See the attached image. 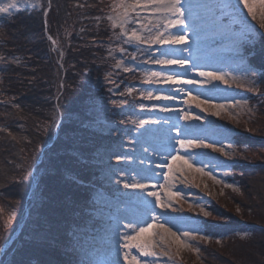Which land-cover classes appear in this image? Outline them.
<instances>
[{
    "label": "trees",
    "instance_id": "1",
    "mask_svg": "<svg viewBox=\"0 0 264 264\" xmlns=\"http://www.w3.org/2000/svg\"><path fill=\"white\" fill-rule=\"evenodd\" d=\"M42 1L47 7L49 0ZM110 12L111 0H51L47 18L41 8L20 11L4 19L0 27V57H4L0 60V248L9 232L12 235L24 220L7 250L9 255L3 256L11 264L29 259L33 264L37 259L67 260L61 246L68 243V231L73 227L78 230L84 248L89 231L102 224L103 217L98 219L88 209L104 208L105 204L96 205L101 196L88 184L108 182L97 167L74 158L69 150L90 160L96 149L120 142L98 129L83 127L105 120L104 105L93 102L110 98L111 84L105 79L109 73L121 86L131 83L113 69V57L119 58L113 50L120 45L115 39L117 29L106 20ZM256 52L248 67L264 76V51L257 46ZM61 83L65 85L63 123L46 132ZM258 87L256 94L243 90L252 108L247 116L250 122L235 123L237 134L230 137L238 154L229 172L239 190L227 192L223 204L212 200L206 206L211 215L200 221L201 230L212 237L200 242L201 264H264V78L259 79ZM130 106L134 112L135 106ZM130 125L126 127L131 129ZM30 171L34 187L23 180ZM72 176H78L83 185L74 184ZM11 213L15 216L9 230L4 220ZM41 229L48 232L55 246L36 242V232ZM239 232L248 235L240 237ZM93 242L99 244L100 240ZM189 262L184 264H194Z\"/></svg>",
    "mask_w": 264,
    "mask_h": 264
},
{
    "label": "snow or ice",
    "instance_id": "2",
    "mask_svg": "<svg viewBox=\"0 0 264 264\" xmlns=\"http://www.w3.org/2000/svg\"><path fill=\"white\" fill-rule=\"evenodd\" d=\"M25 2L26 0H8L0 6V14L12 16L13 13L9 10L19 9ZM236 2L247 9V15L252 21L257 20L252 5L258 3L264 7V0ZM36 6L42 9L44 17L47 18L51 0L47 7L36 0L33 7ZM112 11L115 15L109 16L111 27L120 30L115 36L120 46L113 50L120 54L119 58L113 57L115 68L124 73L142 72L141 83L153 87L139 89L138 98L165 103H141L138 106L140 113L164 115L129 112L124 107L128 104L127 100L108 98L94 101L93 104L104 105L105 120L100 123L93 122L92 125L85 124L83 127L98 129L101 134L117 137L120 142L96 149L90 160H83L77 150L70 149L69 154L97 167L101 178L106 182H115L103 212L95 207L88 209L98 219L103 216L100 242L108 255L104 264H170L173 247L179 254L180 249L190 247L189 240H196L198 237L207 241L212 238L200 229L175 227L183 222V218L167 216L168 209L175 211L172 201L191 195L182 193L176 187V182L187 186V173L194 172L207 176L215 184L224 183L226 188L239 190L238 185L218 179L214 171L215 168H220L224 175H227L234 166L232 153L227 151L233 146L232 140L229 139L232 133L227 129L221 130L227 143L209 139V129L205 127L208 121L199 113L191 111L195 106L200 112L208 113L209 107L221 109L225 105L209 103L200 91L194 89H206L211 86L219 91L216 82L231 88L230 79H243L248 81L247 91L253 94L259 92V79L264 76L248 65L257 54V46L264 51V32L246 22L233 0H198L196 4L189 0H116ZM133 24L138 27H126ZM47 27L46 19V32ZM259 29L264 30V22L259 24ZM246 49L249 51L246 52ZM223 52H228L235 66L243 67V72L229 73L214 67L221 62L220 54ZM126 56L131 57V63L126 62ZM3 59L4 57H0V60ZM141 65L147 67L141 68ZM110 76L111 73L105 77L106 81L115 84ZM108 91L116 95L114 88H109ZM133 91V86L126 89L129 95ZM57 92L53 117L44 129L46 132L58 129L63 123V83L59 85ZM119 95L124 96L125 93L121 92ZM247 102V99L234 101L235 104ZM108 105H111L112 109H120V112H111ZM208 114L218 116L219 112ZM115 115L122 118L114 120ZM193 121L199 124H193ZM128 124L133 125L134 130L126 127ZM207 149L219 153L230 163L216 160L210 169L205 163L208 159L207 153L203 151ZM23 180L34 183L35 177L28 172ZM71 180L74 184L83 185L78 176H72ZM196 206L205 217L211 215L203 205ZM189 207L191 209L193 205L190 204ZM14 216L15 213H11L4 220L5 229H11ZM66 235L68 243L61 247L68 256L67 260L37 259L35 264H97L92 259L91 250H84L75 227ZM9 236L5 237V243H8ZM35 239L38 244L47 242L50 247L55 246V241L49 240L45 230H38ZM155 249H159V254ZM193 250L199 252L198 248ZM0 252L9 255L5 248H0ZM44 254L48 255L47 251ZM0 264L11 262L0 260ZM21 264H33V261L29 259L21 261Z\"/></svg>",
    "mask_w": 264,
    "mask_h": 264
},
{
    "label": "rangeland",
    "instance_id": "3",
    "mask_svg": "<svg viewBox=\"0 0 264 264\" xmlns=\"http://www.w3.org/2000/svg\"><path fill=\"white\" fill-rule=\"evenodd\" d=\"M8 2V0H0V6H3L4 4H6ZM40 4L43 3L42 0H39ZM116 2V0H111V12L109 15H107L106 20L109 22L110 26H111V20L109 19V16L115 15V13L112 11V6L113 4ZM189 2H191L192 4H196L198 2V0H189ZM234 3H236V6L239 7V10L241 12V15L244 17V19L248 20V24L251 25L253 23L254 26L259 27V24L261 22H264V7H262L260 4L256 3L253 4V11L257 16V20L256 21H252L251 17H249L247 15V9L243 8V5H240L236 2V0H233ZM36 3V0H31V2H26L20 5L19 9H10L9 11L14 14H16L17 12L20 11H29L32 9H40L39 6L33 7V5ZM11 16L7 15V14H0V27L1 25H3L4 23V19L9 18ZM126 27L128 28H132V27H138V25H127ZM0 30H3V28H1ZM119 28H117V34L119 33ZM264 31V30H263ZM56 48V45H55ZM119 54V52H117ZM120 55V54H119ZM230 54L228 52H223L220 54V58H221V62L214 65V67L220 68L223 71L229 72V73H241L243 72V67L241 68H237L235 66V62L231 63V58H230ZM126 62L131 63V57L130 56H126ZM234 65V66H233ZM141 68L147 67L144 65L140 66ZM152 67H158V66H152ZM114 71L118 72V74H124L125 79L128 78L131 83H124L123 86H121V81H116L115 84H111L109 88H114L116 95H112L110 98L114 99V100H123L124 98H122V96L119 95V93L124 92L125 93V99H130L134 102H128V104H126L125 106H130L134 105L135 109L134 112L138 113V114H143V115H158V116H162L164 114L161 113H140V109H139V104L144 103L143 100L142 102L139 101V89H144L145 86L143 83H141L142 80V76L143 73L142 72H136V73H124L121 70H118L115 68L114 65ZM241 71V72H240ZM137 79V81H135L136 83H132L134 82V80ZM250 79H255L250 77ZM140 83V85L138 84ZM229 83H231V88H228L225 85H220L218 82H216L219 91H216V89L212 88L211 86H209L206 89H194V91H200L202 97L207 98L209 103H223L225 105L224 108L221 109H217V108H212L209 107L208 108V113H211L213 111H218L219 115L218 116H212L209 115L208 113L205 112H200L198 108H196L195 106H193L191 108V111L193 113H199V115L201 117H203L206 121H208V124L205 125V127H207L209 129L207 136L209 139H215V140H223L225 143H227V140L224 139V136L222 134V129H225L226 127H230L232 129H235V123L239 122L241 125L247 124V122L249 121V118H247V116L251 113L252 108L247 104H235L234 101L237 99L243 100V99H247L245 97V92L246 90V86L248 84L247 80H243V79H230ZM244 85V86H241ZM129 86H133L134 87V91L132 92L131 95H129L126 92L127 87ZM109 94V91H108ZM139 101V102H136ZM146 101V100H145ZM165 103L164 101H153L152 104H162ZM144 104H148V103H144ZM181 123H183L181 121ZM193 124H199V122L197 121H193ZM214 126H219V127H214ZM130 127L134 130L133 125H130ZM229 139L232 140V144L233 146H230L227 151H229L230 153H232V160L237 156L235 151H236V144L233 141L232 138L229 137ZM207 142V141H206ZM244 143H240L239 147H241L242 149H245ZM199 151V150H198ZM204 152L207 153V157L208 159L205 161V163L209 166V168L211 169V166L215 163L216 160H219L221 162L224 163H229L230 161H227L225 159V157L220 156L219 153L216 152H212L210 149L207 150H203ZM115 165V164H114ZM123 167V165H121ZM215 173L217 174V178L221 179L223 182L229 183V184H233V185H238L237 181L235 179L232 178L231 173L228 171L227 175H224L223 171L220 168H215L214 169ZM32 172V171H30ZM177 175L179 176V173H177ZM188 179H187V186H185V184H180L178 181L176 182V187L181 190L182 193H190L191 195H187L184 196L181 199H176L174 201L171 202L172 207L175 208V211H173L171 208L167 210V216L170 217H174L176 219H180L183 218V222L181 224H177L175 227H182V228H186V229H192V230H196V229H200L201 230V225H200V221L203 219V217H205L201 212H200V208L197 207L196 205H203L206 209V206L209 205L211 203L212 200H219L222 204L225 203L227 200V192H237V191H233L232 188H226L224 187V183H220V184H215L213 183L212 180L208 179L207 176H201L199 173H194V172H189L187 173ZM180 179H183V177H180ZM114 181V180H113ZM32 187H34V183L31 182ZM196 185H199L198 187ZM115 186V185H113ZM111 188V187H110ZM161 195H163V193H161ZM110 196L106 197L107 200ZM107 200H105L104 198H101V200L96 201V205L99 204L100 202L104 205ZM211 200V201H210ZM192 204L193 207L190 209L189 205ZM101 210V212H103V207L101 206V208H99ZM157 212H160L159 209H156ZM26 217V216H24ZM103 216L101 215L100 218H102ZM25 219V218H24ZM23 220V219H22ZM21 220V221H22ZM24 221V220H23ZM23 224V222L21 223ZM101 227V226H100ZM100 231V229L98 228L97 230H93V231H89L90 237H96L97 236V232ZM202 231V230H201ZM203 232V231H202ZM100 233V232H99ZM207 236H209L208 234H206ZM238 235H240V237H243L244 235H248V232H239ZM93 239V238H92ZM92 239L89 238V241L86 242V244H88L89 247H93V249L91 248V252L94 253V260L97 262V264H104V262L108 259V255L107 252L105 250V248L103 247V245L101 244V242H99V244L97 243V246H95L96 244H94V242L89 243ZM100 240V238H99ZM208 241V240H207ZM200 242H206L205 240H200L198 237L196 240H189L188 243L190 245L189 248H182L179 251V254H177L176 248L173 247L171 249V255H172V261L170 262V264H184L186 262H189V259L194 263V264H201V259L199 256V253L194 251L193 249L198 248L199 249V245ZM96 243V242H95ZM2 248V247H1ZM8 249V248H7ZM157 251V253L159 254V249H155ZM133 252H135V250L133 249ZM4 253L0 252V260H6L3 259ZM143 259V258H141ZM165 259H167L165 257Z\"/></svg>",
    "mask_w": 264,
    "mask_h": 264
}]
</instances>
